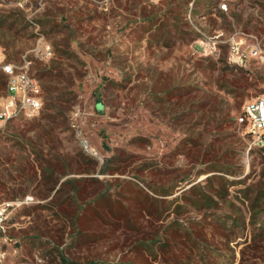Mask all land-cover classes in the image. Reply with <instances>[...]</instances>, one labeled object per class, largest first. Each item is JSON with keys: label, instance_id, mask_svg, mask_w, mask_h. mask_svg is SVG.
Listing matches in <instances>:
<instances>
[{"label": "rangeland", "instance_id": "374dc122", "mask_svg": "<svg viewBox=\"0 0 264 264\" xmlns=\"http://www.w3.org/2000/svg\"><path fill=\"white\" fill-rule=\"evenodd\" d=\"M234 33L264 42V0H0V107L25 54L43 103L0 119V264H264L238 123L264 63H230Z\"/></svg>", "mask_w": 264, "mask_h": 264}, {"label": "built area", "instance_id": "2783aa9c", "mask_svg": "<svg viewBox=\"0 0 264 264\" xmlns=\"http://www.w3.org/2000/svg\"><path fill=\"white\" fill-rule=\"evenodd\" d=\"M219 8L228 9L227 3H220ZM240 33H234L228 39L229 52L228 59L233 65L249 68L251 61L264 63V42L255 38L252 43H244L239 38ZM223 36V32L218 33L215 38L219 42V38ZM50 53V48L46 49ZM8 75L9 90L13 96L7 103L0 107V119L8 120L19 115L22 111H28L35 114L42 108L41 87L38 80L32 74V60L25 54L21 64H7L4 67ZM79 111L77 112V114ZM238 123L246 125L250 128V133L256 137L264 139V95L259 96L255 100L247 103L242 112L238 116ZM86 149H89V142L83 141ZM5 209H0V228L3 229V219Z\"/></svg>", "mask_w": 264, "mask_h": 264}, {"label": "trees", "instance_id": "16d2710c", "mask_svg": "<svg viewBox=\"0 0 264 264\" xmlns=\"http://www.w3.org/2000/svg\"><path fill=\"white\" fill-rule=\"evenodd\" d=\"M51 93V92H50ZM54 99H59V97L58 96H53L52 98H50V101H54ZM50 107V106H49ZM54 108H57V106H54ZM58 115H60V113H61V111H60V109L58 110ZM75 181H76V179H70V180H67V181H65L64 182V186H63V188L61 189V190H64L65 189V187L67 186V185H69V184H71V185H73L74 187H77L76 186V184H75ZM62 192V191H61ZM205 196H206V194H205V192H202ZM213 200V199H212ZM208 247V246H207ZM209 249H210V247H208ZM203 254H202V263L203 264H216V258H215V256H212L213 254H211V253H209V252H207V250L203 247ZM219 252L220 251H218V250H216L215 251V255H220L219 254ZM64 263L65 264H70L68 261H66V260H64Z\"/></svg>", "mask_w": 264, "mask_h": 264}, {"label": "crops", "instance_id": "0c3cea01", "mask_svg": "<svg viewBox=\"0 0 264 264\" xmlns=\"http://www.w3.org/2000/svg\"><path fill=\"white\" fill-rule=\"evenodd\" d=\"M48 47L51 49V47L48 45V46H45L43 49H40V50H42L43 52H45V53H46V51H45V50H46ZM47 52H48V51H47ZM29 57H30V56H29ZM31 60H32V59H31ZM32 65H33V62H32ZM28 159H29L30 161H33V160H32V159H30V158H28Z\"/></svg>", "mask_w": 264, "mask_h": 264}]
</instances>
